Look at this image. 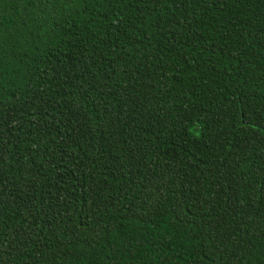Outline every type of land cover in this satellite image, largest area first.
I'll return each instance as SVG.
<instances>
[{"label":"trees","instance_id":"1","mask_svg":"<svg viewBox=\"0 0 264 264\" xmlns=\"http://www.w3.org/2000/svg\"><path fill=\"white\" fill-rule=\"evenodd\" d=\"M0 264H264V0H0Z\"/></svg>","mask_w":264,"mask_h":264}]
</instances>
